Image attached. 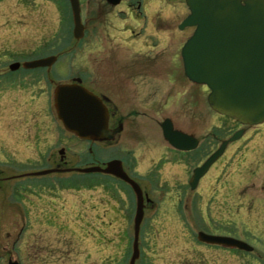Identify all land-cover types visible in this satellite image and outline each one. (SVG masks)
I'll list each match as a JSON object with an SVG mask.
<instances>
[{
    "label": "rangeland",
    "instance_id": "obj_1",
    "mask_svg": "<svg viewBox=\"0 0 264 264\" xmlns=\"http://www.w3.org/2000/svg\"><path fill=\"white\" fill-rule=\"evenodd\" d=\"M78 1L84 32L76 41L72 35V13L66 0H0V71L7 72L8 65L55 57L49 69L52 86L48 84L44 68H37L25 72L32 73L25 76L19 73L21 81L18 84L9 85L8 80L13 76H4L0 79V85L3 84L0 91H54L57 85L79 80L89 91L120 92L122 99L128 98L130 102L137 96L139 104L133 106L129 102L123 114L135 109L140 116L137 119L139 128L135 133L130 130L117 146L111 143L106 150L95 153L103 162L125 157L128 170L139 179L151 167L150 159H154L155 164L161 157L163 149L159 144L164 140L160 123L168 119L181 131L199 133L204 132L211 121L214 126L220 125L219 117H212L215 113L207 105L206 87L190 83L184 76L180 51L193 33L192 28L178 30L188 15L184 0H143V16L138 18L130 16V12H135L132 7L127 10L125 4L133 6L139 0H120L116 6L109 5L106 0ZM154 42L158 48L151 52L150 45ZM145 55L154 57L148 59L155 61L146 62L147 58H141ZM23 107L3 111L0 116V169H7L6 175L46 168L40 152H37L38 157L32 158L28 147L42 140L43 132L39 127H43L44 122L52 120V131L47 135L50 139L52 136L53 147L58 146L54 106L52 119L49 111L41 110L42 102H37L35 109ZM13 121L19 124L12 125ZM8 122L10 127H7ZM231 150L229 148V153ZM70 160L69 156L67 161ZM76 162V167H80L90 160L76 159ZM230 167L240 169L241 166L233 163ZM82 176L80 192L72 191L78 179L59 181L54 176L34 183L63 185L69 189L53 192L54 199L65 198L73 204L80 201V230L70 214L69 223L63 224V235L52 239V252H59L57 243L62 242L65 264H128L133 240L131 217L136 209L133 194L108 178ZM169 185L162 196L157 187L149 192V199L156 207L148 209L150 218L141 224L139 258L135 264H177L178 256L182 261L188 256L189 241L182 240L180 249L177 246L172 181ZM142 188L143 191L147 189L143 184ZM116 192L118 194L114 195ZM160 196L166 200V203L161 202V207ZM110 203L116 207L115 213H106L111 208ZM247 241L257 251H264L263 240ZM248 260L245 264L250 262Z\"/></svg>",
    "mask_w": 264,
    "mask_h": 264
},
{
    "label": "flooded vegetation",
    "instance_id": "obj_2",
    "mask_svg": "<svg viewBox=\"0 0 264 264\" xmlns=\"http://www.w3.org/2000/svg\"><path fill=\"white\" fill-rule=\"evenodd\" d=\"M143 2V0L136 1L133 6L125 4L127 10L132 7L135 12L133 14L129 11L131 17L143 16L142 10L145 8ZM150 48L153 52L158 45L154 42ZM148 57L149 55H145L141 58H147L146 62L155 61L151 60L154 57H149L151 59ZM134 59L137 60L136 57ZM32 61L17 63L19 66L15 71H11V65H8L7 72L0 71V79L6 75L13 76L8 80L9 85L18 84L21 81L19 73L22 72V76L32 74L31 72L25 73L32 69L23 67L24 63ZM50 68L51 66L44 70L48 77V84L52 86ZM2 85H0V90H3ZM89 92L102 101L108 112L107 128L111 139H80L68 133L57 119L55 128L58 146L55 148L52 136L50 139L47 135L52 131V120H50V122H44L43 127H39V131L43 132L42 140L40 139L38 143L35 141L34 144L28 146L33 155L32 158L38 157L37 152H40L43 167L46 168L11 175H6L7 169H0V264H28V262L31 264H65L63 257L66 254L63 255V243H57L60 246L59 252H52V239L63 235L61 230H63V224L66 226V223H69L70 214H73V220L77 221V230H80V201L73 204L65 198L54 199L53 192L62 193L64 189H69L63 185L34 183L54 176L59 181L78 179L79 183L72 185V191L80 192V176L105 177L113 183L126 187L135 198L132 188L114 176L77 172L79 169L91 167L104 168L108 162L114 160L121 163L123 172L140 187L144 196L141 224L150 218L147 213L148 209L156 207L154 201L149 199L150 190L157 187V190H161L160 195L162 196L167 191V186H170L169 182L172 181L177 246L180 249L183 242L191 243L186 260L182 261L178 256L177 264H182V262L183 264H245L247 259L250 261L248 264H264V251H257L247 241L249 239L257 243L263 240L264 243V123L243 126L215 113L212 117H219L220 125L214 126L211 121L210 126L206 127L204 132L199 133L181 131L171 122L173 129L185 134L187 138L176 139L175 146L172 147L162 137L164 142L159 144L163 149L161 157L155 164L154 159L151 158L149 164L151 167H148L139 179L128 170L127 163L123 159L125 157H115L103 162L97 159L95 153L106 150L107 145L111 143L117 146V143L122 141L130 130L133 129L135 133L136 128L140 126L137 122L140 117L138 112L131 108L128 114H123L125 107L128 110L127 104L129 105L130 99L123 100L120 92L112 94H105L102 91ZM53 97L54 91H0V116H3V111L6 113L9 109L14 110V107L22 105L24 109H35L36 103L42 102L41 110H45V113L49 111L52 119ZM138 99L135 96L130 103L136 106L139 104L136 102ZM190 99L191 97L188 98V102L191 101ZM45 113L43 112V116ZM143 114L141 113V117L144 116ZM18 122L13 121L12 125ZM10 125L8 122L7 127ZM161 125L162 123L159 124L160 130ZM240 131L242 133L240 137L229 142ZM9 132L12 133V131ZM224 142L228 143L219 158L202 177L193 182L194 171L200 168ZM229 148H232L231 153H229ZM150 154L152 155V153L148 155ZM69 156L72 161H67ZM84 158H88L90 163L85 165L79 163L80 167H76V159ZM233 163L240 164V169L231 168L230 165ZM166 166H168L167 169H165ZM43 172L48 173L40 174ZM26 179L28 182H24ZM142 184L144 189L147 188L144 191ZM66 186L69 187V184L67 183ZM57 187L60 189L58 190ZM116 194L118 193L114 195ZM161 196L159 207L162 205L161 202L166 203ZM165 198L167 199V196ZM110 206V210L106 213H115L116 207L112 204ZM134 214L135 210L131 217L132 221ZM199 234L240 242L246 245L247 250L222 244L202 243L197 240ZM55 256L56 259H54Z\"/></svg>",
    "mask_w": 264,
    "mask_h": 264
},
{
    "label": "water",
    "instance_id": "obj_3",
    "mask_svg": "<svg viewBox=\"0 0 264 264\" xmlns=\"http://www.w3.org/2000/svg\"><path fill=\"white\" fill-rule=\"evenodd\" d=\"M73 19V38H82L84 27L80 20L78 0H68ZM111 6L120 0H106ZM189 14L178 29L194 28L180 51L184 76L195 85L209 91L207 104L215 113L243 126L264 123V0H184ZM55 57L24 63L26 69L50 67ZM19 64L10 66L15 71ZM54 110L63 128L80 139L109 140L108 112L102 101L80 85L60 84L54 89ZM162 136L175 146L176 139H186L175 131L170 120L161 125ZM236 133L229 142L241 135ZM228 142L210 156L193 173L195 182L219 158ZM81 174H104L127 183L136 197L133 221L132 254L129 264L139 257L138 234L143 216L144 196L140 187L127 177L119 161L108 162L104 168L79 169ZM43 172L40 174H47ZM204 243L222 244L247 250L246 245L230 239L198 235ZM249 250V249H248Z\"/></svg>",
    "mask_w": 264,
    "mask_h": 264
}]
</instances>
